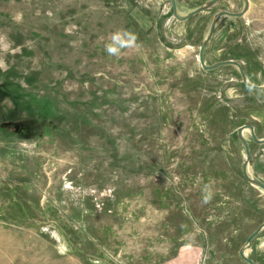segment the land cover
<instances>
[{
	"label": "rangeland",
	"instance_id": "374dc122",
	"mask_svg": "<svg viewBox=\"0 0 264 264\" xmlns=\"http://www.w3.org/2000/svg\"><path fill=\"white\" fill-rule=\"evenodd\" d=\"M248 2L204 60L264 87V0ZM242 5L179 22L169 0H0V264H247L264 192L236 130L264 138V95L197 61ZM247 257L264 264V228Z\"/></svg>",
	"mask_w": 264,
	"mask_h": 264
},
{
	"label": "water",
	"instance_id": "95a60500",
	"mask_svg": "<svg viewBox=\"0 0 264 264\" xmlns=\"http://www.w3.org/2000/svg\"><path fill=\"white\" fill-rule=\"evenodd\" d=\"M219 1H221V0H207L203 4L197 6L196 8H194V9H192L186 13H182L181 11H179L176 0H169L170 7L172 10V16L174 19H176L179 22H184V21L191 19L195 15L205 11L206 9H208L213 4H215ZM242 2H243L242 8H241V10H239L237 12H229V11H225V10H220L217 13H215V15L212 17V20L210 22L208 30H207L204 38L202 39L200 46H199V50H198V54H197V61L200 65V67L205 71H213L215 69H218L220 67H225V66L234 67L237 70V72L241 78V81L245 86H247L248 88L253 89L255 91H258L264 95V87L261 85H255V84L251 83L247 79L245 72L243 70V67L239 62H237L235 60H224V61H218V62L213 63L211 65H207L205 63V60H204L205 50H206V48L210 42L212 34H213L218 22L220 21V19H222V18H239V17H242L247 12L248 7H249V2H248V0H242ZM245 131H249L252 140L257 144H264V138L263 139L257 138L255 135V132H254V128L251 125H244V126L239 127L236 130L237 138L241 142V144L243 146V150H244V158H243V163H242V175L251 185L261 189L264 192V183L261 182L259 179L251 176L247 170L248 169V162L250 159V152H249V146H248L247 141H246L245 136H244ZM263 228H264V223L261 224L260 226H258L246 238L245 244L239 250V257L247 264H255L251 259H249L247 257V251L251 247L252 239H254L261 232V230Z\"/></svg>",
	"mask_w": 264,
	"mask_h": 264
},
{
	"label": "clouds",
	"instance_id": "9594fccd",
	"mask_svg": "<svg viewBox=\"0 0 264 264\" xmlns=\"http://www.w3.org/2000/svg\"><path fill=\"white\" fill-rule=\"evenodd\" d=\"M132 40H133V41L135 40V37H134V36L132 37ZM107 51H108V53L111 54V55H115V54H117V48H115V47H113V46H111V45L107 46Z\"/></svg>",
	"mask_w": 264,
	"mask_h": 264
},
{
	"label": "bare ground",
	"instance_id": "6f19581e",
	"mask_svg": "<svg viewBox=\"0 0 264 264\" xmlns=\"http://www.w3.org/2000/svg\"><path fill=\"white\" fill-rule=\"evenodd\" d=\"M244 134H245V132H244ZM247 170H248L249 174L251 175V173H250V171H249V168H248ZM251 176H252V175H251Z\"/></svg>",
	"mask_w": 264,
	"mask_h": 264
}]
</instances>
